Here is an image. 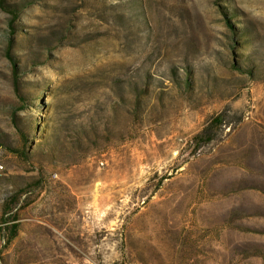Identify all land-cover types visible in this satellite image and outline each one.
<instances>
[{"label":"rangeland","instance_id":"obj_1","mask_svg":"<svg viewBox=\"0 0 264 264\" xmlns=\"http://www.w3.org/2000/svg\"><path fill=\"white\" fill-rule=\"evenodd\" d=\"M0 264H264V0H0Z\"/></svg>","mask_w":264,"mask_h":264},{"label":"trees","instance_id":"obj_2","mask_svg":"<svg viewBox=\"0 0 264 264\" xmlns=\"http://www.w3.org/2000/svg\"><path fill=\"white\" fill-rule=\"evenodd\" d=\"M2 222H3V224H8V222H6L5 219H3ZM13 228H14V234L13 235H17L18 225L13 223Z\"/></svg>","mask_w":264,"mask_h":264}]
</instances>
